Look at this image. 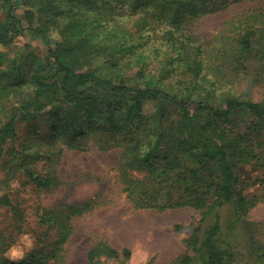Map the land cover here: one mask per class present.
I'll use <instances>...</instances> for the list:
<instances>
[{
	"label": "trees",
	"instance_id": "16d2710c",
	"mask_svg": "<svg viewBox=\"0 0 264 264\" xmlns=\"http://www.w3.org/2000/svg\"><path fill=\"white\" fill-rule=\"evenodd\" d=\"M13 1L0 0V157L21 123L51 108L52 138H28L16 151L18 169L40 193L61 185L57 167L66 151L118 150V178L134 210L201 212L188 244L205 264H228L221 211L232 206L231 223L239 224L257 204L245 198L241 169L264 173V99H252L254 87L264 88V0H234L248 6L210 40L197 34L196 23L229 3L21 0L20 19ZM24 33L43 38L48 55L14 53ZM121 55L136 70L128 79L121 67L108 79L92 68L96 59ZM34 161L44 165L38 170ZM95 204L43 209L41 224L57 232L56 241L51 249L37 244L18 261L7 258L11 238L0 228V264H63L72 221ZM0 206L20 216L7 194ZM131 256L102 242L87 260Z\"/></svg>",
	"mask_w": 264,
	"mask_h": 264
},
{
	"label": "rangeland",
	"instance_id": "374dc122",
	"mask_svg": "<svg viewBox=\"0 0 264 264\" xmlns=\"http://www.w3.org/2000/svg\"><path fill=\"white\" fill-rule=\"evenodd\" d=\"M221 0L229 3L228 10L200 20L195 31L206 40L215 36L220 26L244 11L245 3ZM232 3V4H231ZM14 13L24 19L25 8L21 0H14ZM56 41L52 40V46ZM14 53L27 48L39 57L48 55L49 44L32 33L16 37ZM127 56L121 55L107 62L96 59L92 68L102 78H114L116 68L121 67L126 79L134 76L135 69L127 65ZM252 99H264V88L254 87ZM53 110H45L19 125L17 139L0 157V180L8 179V188H0V197L7 194L20 216L12 209L0 206V228L7 232L12 248L7 253L11 261H18L34 246L41 243L51 249L58 236L41 224L43 209H55L66 213L70 206L95 201V209L72 221L73 234L67 245V258L63 264H89L87 253L96 245L106 242L121 251L129 249L130 259H101L100 264H205L204 259L188 244L193 230L199 225L202 213L191 208L159 213L152 210L136 211L126 198L118 178L119 151L89 152L66 151L57 167L61 185L48 193H40L37 186L18 169L16 151L28 138L39 136L51 139L54 127ZM39 170L44 163L31 164ZM241 178L249 184L244 195L248 201L257 200L239 224L234 222V210L227 206L221 211L223 230L222 247L228 249V264H264V173L253 166L241 169ZM210 222V221H209ZM208 222V224H209ZM211 223V222H210Z\"/></svg>",
	"mask_w": 264,
	"mask_h": 264
}]
</instances>
